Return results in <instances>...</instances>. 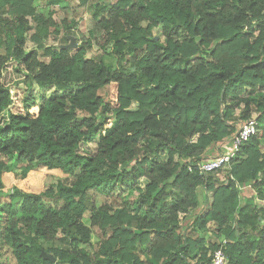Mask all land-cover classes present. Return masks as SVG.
<instances>
[{"label": "trees", "instance_id": "16d2710c", "mask_svg": "<svg viewBox=\"0 0 264 264\" xmlns=\"http://www.w3.org/2000/svg\"><path fill=\"white\" fill-rule=\"evenodd\" d=\"M58 1L0 0V246L16 264H210L218 247L264 264V0H79L94 25L73 53L45 44L76 24ZM252 117L224 166L188 168Z\"/></svg>", "mask_w": 264, "mask_h": 264}, {"label": "rangeland", "instance_id": "374dc122", "mask_svg": "<svg viewBox=\"0 0 264 264\" xmlns=\"http://www.w3.org/2000/svg\"><path fill=\"white\" fill-rule=\"evenodd\" d=\"M47 2H48V0H32V4L36 8L37 12L45 10V8L48 7ZM49 7L55 9V11H56L55 16L58 19L66 17L68 19L74 20V22L76 23L75 27L71 30V32L68 35L74 36L77 44H79L85 40V37L87 35L88 30L90 28H92L94 25V19L92 18V12H91L92 8H91L90 3L82 5V4H80L79 0H59L55 5H50ZM152 32L159 39L163 38V36L161 34V28L160 27L154 28ZM60 36H62V34ZM59 38L60 37L54 39L51 36L50 38H48L45 41L46 46H53L54 48H59L58 43L62 42V40H59ZM26 46H27V48L36 47L35 44L30 40L27 41ZM99 51H100V49L94 44L91 47V49H89L86 56L87 57L94 56V55L98 54ZM2 52H4V50L2 48H0V53H2ZM69 52L73 53L74 49L70 48ZM40 53H42V50L40 51ZM40 57H41V59H45L43 56H40ZM50 92H51V90H48L45 94L48 95V94H50ZM37 93H38V95L40 93L38 88H36L34 91V94H37ZM12 94L14 96V101H15L12 109L15 110L16 107L21 106L20 101H19L21 99V95H20L21 90L18 88L16 89V87H15L12 89ZM132 106H134V103L132 104ZM100 118H102V117L100 116ZM87 149L90 151L91 147L89 146ZM8 161L10 162L9 159H8ZM54 181H55L54 178H47L45 182L46 183H52ZM145 182L146 181L144 179H140L139 187H134V188L130 189L129 187L124 186L122 189L121 188L117 189L114 192L113 197L111 198L112 202L117 204V203L121 202L122 200L135 198L137 196L138 192L140 191L139 188H142L145 185ZM8 191L4 190L2 193H0V206L3 203L8 202V200H9L8 195H7ZM101 200H102V197L99 196L97 198V202H100ZM88 216H89V214L86 213L85 217H84V222L86 223V225L89 226ZM199 234H201V233L199 232ZM59 236H61V233H59ZM100 237H101L100 230L98 228H92L91 229V242H92V245L94 247L97 246V244L100 240ZM54 245L58 246V245H63V244L59 243L58 241H55L53 243H46V242L43 243V246L45 248H50L51 246H54ZM43 255H45L47 258H49L51 260H52V258H54V260H52V261H55V257H53L51 252L49 253L48 250H45L43 252ZM0 264H16L14 259L11 257V255L7 251V247L0 246Z\"/></svg>", "mask_w": 264, "mask_h": 264}, {"label": "built area", "instance_id": "2783aa9c", "mask_svg": "<svg viewBox=\"0 0 264 264\" xmlns=\"http://www.w3.org/2000/svg\"><path fill=\"white\" fill-rule=\"evenodd\" d=\"M257 122L252 117L240 124L237 131L229 142H224L221 144L224 151L222 154L208 158L203 162H198L195 166L189 165V169L195 168L200 174H205L206 172L218 169L224 166L235 154L239 146L248 140V138L256 133ZM226 242L225 239L222 240V245ZM210 264H228L227 258L223 252L222 247H218L212 254Z\"/></svg>", "mask_w": 264, "mask_h": 264}, {"label": "water", "instance_id": "95a60500", "mask_svg": "<svg viewBox=\"0 0 264 264\" xmlns=\"http://www.w3.org/2000/svg\"><path fill=\"white\" fill-rule=\"evenodd\" d=\"M67 39H68V42L65 43V44H60L59 48H62V49H70V48L71 49H75L78 46V44L75 41V37L74 36L67 35ZM52 260H54V258H52Z\"/></svg>", "mask_w": 264, "mask_h": 264}, {"label": "crops", "instance_id": "0c3cea01", "mask_svg": "<svg viewBox=\"0 0 264 264\" xmlns=\"http://www.w3.org/2000/svg\"><path fill=\"white\" fill-rule=\"evenodd\" d=\"M201 195H202V194H201ZM206 238L209 240V237H208V236H207ZM145 257H146V258H145ZM143 258H144V259H147V260H150L151 256H149V255H145V256H143Z\"/></svg>", "mask_w": 264, "mask_h": 264}]
</instances>
